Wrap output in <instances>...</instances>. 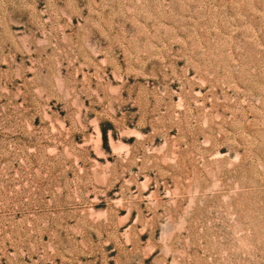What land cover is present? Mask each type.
<instances>
[{"label":"rangeland","instance_id":"374dc122","mask_svg":"<svg viewBox=\"0 0 264 264\" xmlns=\"http://www.w3.org/2000/svg\"><path fill=\"white\" fill-rule=\"evenodd\" d=\"M0 264H264V0H0Z\"/></svg>","mask_w":264,"mask_h":264}]
</instances>
